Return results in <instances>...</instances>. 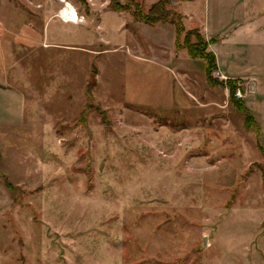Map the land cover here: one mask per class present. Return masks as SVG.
I'll return each instance as SVG.
<instances>
[{
  "label": "rangeland",
  "instance_id": "rangeland-1",
  "mask_svg": "<svg viewBox=\"0 0 264 264\" xmlns=\"http://www.w3.org/2000/svg\"><path fill=\"white\" fill-rule=\"evenodd\" d=\"M114 1L0 0V264H264V0Z\"/></svg>",
  "mask_w": 264,
  "mask_h": 264
},
{
  "label": "trees",
  "instance_id": "trees-1",
  "mask_svg": "<svg viewBox=\"0 0 264 264\" xmlns=\"http://www.w3.org/2000/svg\"><path fill=\"white\" fill-rule=\"evenodd\" d=\"M172 2L162 0L153 4L148 11L144 10L143 4L137 0H126L123 5L118 0L111 2V9L117 13H128L136 22L155 26L158 24H169L175 27L177 38L176 48L186 50L191 59L202 60L205 63V77L208 84H212V72L216 70L215 56L207 50V43L203 40L202 36L196 29L188 30L184 33V26L181 15L175 11L168 9ZM184 33L182 41L180 40L181 34ZM194 38V40H193ZM90 86L87 87V95L89 94ZM231 104L235 106L232 94ZM246 128L252 126L246 118Z\"/></svg>",
  "mask_w": 264,
  "mask_h": 264
},
{
  "label": "crops",
  "instance_id": "crops-1",
  "mask_svg": "<svg viewBox=\"0 0 264 264\" xmlns=\"http://www.w3.org/2000/svg\"><path fill=\"white\" fill-rule=\"evenodd\" d=\"M241 25L242 23H239V26ZM207 37L210 38L209 35ZM216 72H218L220 75H223L224 77H228V78L236 77L234 75L235 70H233L230 66H225V65L222 66L220 64L217 66ZM2 100L9 101V105L8 104L6 105ZM18 107H20V97H18L14 93V91L11 88H9V86H7L6 84L5 85L0 84V126H10L16 123L20 124L22 120L21 116L16 117L17 119L13 116L14 109L16 108V110L18 111Z\"/></svg>",
  "mask_w": 264,
  "mask_h": 264
},
{
  "label": "bare ground",
  "instance_id": "bare-ground-1",
  "mask_svg": "<svg viewBox=\"0 0 264 264\" xmlns=\"http://www.w3.org/2000/svg\"><path fill=\"white\" fill-rule=\"evenodd\" d=\"M68 5H69V4H68ZM62 12H63V11H62ZM67 12H69V11H67ZM67 12H63V13H62V15H61L62 18L67 19V18H66V17H67V14H66ZM73 14H74V13H73ZM72 18H74V15H72ZM72 18H71V19H72Z\"/></svg>",
  "mask_w": 264,
  "mask_h": 264
}]
</instances>
